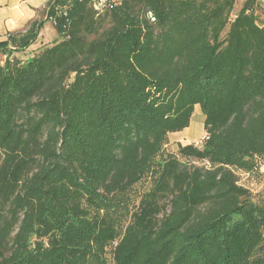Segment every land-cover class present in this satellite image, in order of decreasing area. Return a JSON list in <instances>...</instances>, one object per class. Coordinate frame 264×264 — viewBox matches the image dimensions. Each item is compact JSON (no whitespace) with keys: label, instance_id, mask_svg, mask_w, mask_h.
I'll list each match as a JSON object with an SVG mask.
<instances>
[{"label":"trees","instance_id":"16d2710c","mask_svg":"<svg viewBox=\"0 0 264 264\" xmlns=\"http://www.w3.org/2000/svg\"><path fill=\"white\" fill-rule=\"evenodd\" d=\"M237 1L49 0L0 42V264H264L236 176L264 163V27ZM197 107L202 147L170 153Z\"/></svg>","mask_w":264,"mask_h":264},{"label":"rangeland","instance_id":"374dc122","mask_svg":"<svg viewBox=\"0 0 264 264\" xmlns=\"http://www.w3.org/2000/svg\"><path fill=\"white\" fill-rule=\"evenodd\" d=\"M113 2L119 3V0H112V3ZM243 2L241 0L237 1L234 14H237L240 11ZM259 4L257 16L259 19V24L264 27V0H260ZM40 33L41 34H39L37 41L27 48H15L14 46H16V44L12 43L10 46L14 47L13 49L15 50H12L13 56L11 55V57L25 61L26 59L35 56L45 47H50L60 40L52 25V21L46 22ZM8 51L9 49H0V65H4L6 63V60L8 59L7 55L9 54ZM204 120L205 118L202 114V111L199 107H197L196 113L193 116L191 126L187 130V133L171 134L169 136V144L167 146L168 151L170 153H176L178 151L179 144L183 146L195 145L196 147L201 148L205 139L207 138V133L204 130ZM191 165L195 167H208L205 163L203 164V162H192ZM236 176L238 179V185L248 189L254 199L264 197V173L257 171L249 174L237 171ZM145 190V188H141L140 193Z\"/></svg>","mask_w":264,"mask_h":264},{"label":"crops","instance_id":"0c3cea01","mask_svg":"<svg viewBox=\"0 0 264 264\" xmlns=\"http://www.w3.org/2000/svg\"><path fill=\"white\" fill-rule=\"evenodd\" d=\"M48 1L0 0V42L7 41L9 34L25 33L28 26L39 18V11ZM188 129L177 134L187 133Z\"/></svg>","mask_w":264,"mask_h":264},{"label":"built area","instance_id":"2783aa9c","mask_svg":"<svg viewBox=\"0 0 264 264\" xmlns=\"http://www.w3.org/2000/svg\"><path fill=\"white\" fill-rule=\"evenodd\" d=\"M95 4V8L98 11H102L103 8H105L111 0H91ZM260 172L264 173V163H260Z\"/></svg>","mask_w":264,"mask_h":264}]
</instances>
